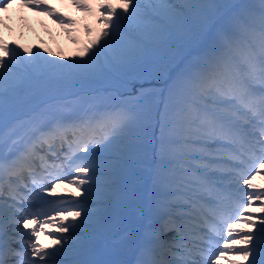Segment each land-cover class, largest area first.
Returning <instances> with one entry per match:
<instances>
[{
	"label": "snow or ice",
	"instance_id": "6c2138e0",
	"mask_svg": "<svg viewBox=\"0 0 264 264\" xmlns=\"http://www.w3.org/2000/svg\"><path fill=\"white\" fill-rule=\"evenodd\" d=\"M60 2L71 56L0 35V264H264V0Z\"/></svg>",
	"mask_w": 264,
	"mask_h": 264
},
{
	"label": "rangeland",
	"instance_id": "374dc122",
	"mask_svg": "<svg viewBox=\"0 0 264 264\" xmlns=\"http://www.w3.org/2000/svg\"><path fill=\"white\" fill-rule=\"evenodd\" d=\"M49 2L54 3L61 11H65L75 17L81 22V25L88 23L93 28L97 27V21L94 15L86 16L83 12L66 7L60 0H49ZM98 2L99 0H90L93 7ZM113 2L116 3L117 0H113ZM245 2H255V0H245ZM0 17H6L7 19H5L4 23L8 25V28L0 25V35L10 41L15 40L17 43L25 46L41 45V41H43L42 47L46 46L54 51H62L67 56H71L79 47L78 44L72 43L66 32L57 24L53 23L49 17L37 15L27 8H21L19 6V0H15L7 12L0 13ZM9 28L11 31H9ZM75 34L81 41L87 39L83 34L82 27ZM256 182L264 183V179L257 177ZM44 240V237L41 236V241ZM129 258L131 259V256Z\"/></svg>",
	"mask_w": 264,
	"mask_h": 264
},
{
	"label": "bare ground",
	"instance_id": "6f19581e",
	"mask_svg": "<svg viewBox=\"0 0 264 264\" xmlns=\"http://www.w3.org/2000/svg\"><path fill=\"white\" fill-rule=\"evenodd\" d=\"M54 4V3H53ZM42 243H48L49 241H47V240H44V241H41Z\"/></svg>",
	"mask_w": 264,
	"mask_h": 264
}]
</instances>
